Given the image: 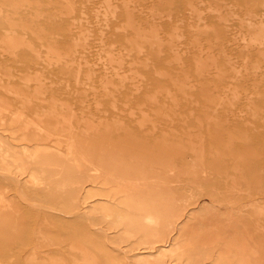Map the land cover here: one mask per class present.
Masks as SVG:
<instances>
[{"label":"rangeland","instance_id":"374dc122","mask_svg":"<svg viewBox=\"0 0 264 264\" xmlns=\"http://www.w3.org/2000/svg\"><path fill=\"white\" fill-rule=\"evenodd\" d=\"M0 264H264V0H0Z\"/></svg>","mask_w":264,"mask_h":264},{"label":"bare ground","instance_id":"6f19581e","mask_svg":"<svg viewBox=\"0 0 264 264\" xmlns=\"http://www.w3.org/2000/svg\"><path fill=\"white\" fill-rule=\"evenodd\" d=\"M1 161H2V160H1ZM3 167H4V165H3ZM28 182H29V181H28ZM88 233H89V232H88ZM88 233H87V234H88Z\"/></svg>","mask_w":264,"mask_h":264}]
</instances>
